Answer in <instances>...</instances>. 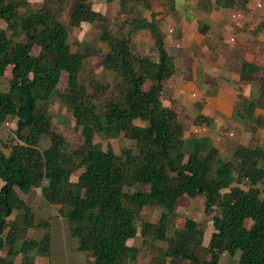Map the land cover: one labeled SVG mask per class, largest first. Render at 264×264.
I'll use <instances>...</instances> for the list:
<instances>
[{"label":"trees","instance_id":"obj_1","mask_svg":"<svg viewBox=\"0 0 264 264\" xmlns=\"http://www.w3.org/2000/svg\"><path fill=\"white\" fill-rule=\"evenodd\" d=\"M118 1L124 11L128 0ZM216 1L223 7L235 3ZM0 20L11 30L7 36L0 25V77L11 67L8 87L0 89V124L9 119L15 124L10 136L0 137V251L7 249L6 255L0 252V264H15L17 254L20 264L48 263L49 233L40 239L25 236L36 224L18 191L28 193L34 187L41 188L46 202L60 206L59 215L77 238L78 250L89 256L87 264H134L140 247L128 241L137 236L135 221L147 206L161 212L156 222L140 225L141 243L167 240L162 255L169 264H218L223 251L237 255L230 264H264V146L238 145L233 162L220 156L210 137L183 136L177 112L163 104V83L176 69L153 11L128 15L123 36L106 29L108 18L89 0H0ZM82 22L103 26L100 39L107 51L102 66L112 86L93 81L89 87L81 80L85 60L96 55L89 46L71 47L69 29ZM141 31L151 34L156 59L132 51L131 37ZM20 34L24 41L17 39ZM63 72L67 86L59 92ZM239 76L241 81H258L256 100L242 101L243 117L254 119L256 107L264 106V69L242 60ZM146 80L151 81L148 89L143 88ZM53 96L81 128L76 143L52 128L48 104ZM194 121L206 124L211 117L198 113ZM121 134L134 141L135 149L126 147L117 154L94 139ZM45 135L49 146L42 150ZM182 196H202L204 212H213L206 258L196 249L202 231L195 219L186 217L181 228L170 226Z\"/></svg>","mask_w":264,"mask_h":264},{"label":"rangeland","instance_id":"obj_2","mask_svg":"<svg viewBox=\"0 0 264 264\" xmlns=\"http://www.w3.org/2000/svg\"><path fill=\"white\" fill-rule=\"evenodd\" d=\"M30 3L40 4L44 0H27ZM94 10L104 14L109 22L106 29L115 36H123L128 31L126 17L129 15L141 14L149 16L153 11L156 16L161 33L163 32L165 46L173 58L176 72L166 80L164 84L163 104L177 112V119L182 124L183 136L191 138L196 136H208L218 149L224 160L233 162V151L238 145L255 147L258 144L264 146V106L256 107L253 114L254 119L243 117L242 101L248 99L256 100L259 91L257 79L241 81L239 70L242 60H255L264 69V37H259L247 42L243 35L238 36L235 41L230 40V33L223 30L224 24L230 25L231 21L218 18L219 21L212 27L211 32L207 31L205 36H200L199 44L194 37L189 36V43L186 38L180 35V27L189 25L198 15V22L203 25V15H225L224 8L216 6V0H128L124 9H121L118 0H89ZM235 4L229 9H236V28L241 32L249 33L256 29H264V0H234ZM148 2V6L146 5ZM212 6L216 8H212ZM258 8L260 15L250 12L247 8ZM24 10L23 5L20 8ZM239 11V12H237ZM232 13V12H231ZM230 15H233L231 14ZM256 26H251L256 20ZM64 19L66 16L63 17ZM231 19V18H229ZM233 20V19H232ZM222 21V23H219ZM0 25L6 30V35L11 30L0 20ZM251 28V29H250ZM103 26L96 23L82 22L79 27L69 29V42L73 50H80L83 47H92L96 55L85 60L81 80L93 87L94 82L103 86H112V77L107 75L102 66V56L107 51L106 42L100 39ZM209 30V29H208ZM255 34H252L254 36ZM256 36V35H255ZM229 38V39H228ZM25 40L24 34L17 38ZM215 40V43L212 41ZM234 44V45H233ZM228 47V48H227ZM232 47H235L233 50ZM131 49L135 54L157 58L154 41L148 31H141L131 37ZM11 75V67L7 66L4 74L0 77V89L6 90ZM89 81V82H88ZM94 81V82H93ZM151 84L146 80L143 85L148 89ZM67 86V74L62 73L57 85L59 92L65 91ZM90 89V88H89ZM222 90L221 92L219 90ZM110 93L106 94L108 98ZM218 94L224 98V107H213ZM101 98L104 94H101ZM222 104V101L219 105ZM52 116V128L76 143L81 138V128L75 125L69 108L57 97L53 96L48 104ZM198 113L208 115L211 121L206 124H196L195 117ZM256 119L258 121H256ZM136 124L145 125V122L136 120ZM13 119L7 120L6 124H0V137L6 138L11 135L14 129ZM95 141L101 144L103 149L111 146L119 154L126 147L135 149L134 141L128 140L121 134L115 138H103L95 136ZM40 149L49 146V138L45 135L40 140ZM187 158V156L185 157ZM81 170L76 171L71 179L76 180ZM33 212L35 226L29 227L26 237L40 239L45 232L50 236V253L47 264H87V253L78 250V240L72 236L68 222L59 215L60 206L46 202L42 196L41 188L34 187L28 193L18 191ZM204 198L197 196L189 198L182 196L178 199L171 217V228H181L186 217L195 219L197 227L202 231L201 243L196 246L200 256L206 258L204 249L212 231V213L206 214L203 210ZM161 209L158 207H143L137 215L135 224L138 234L134 239L128 241L129 245L140 247L137 261L134 264H169V257L164 259V253L169 242L167 240H155L147 245H142L139 233L140 225L145 221L156 222ZM45 224V226H44ZM7 249L0 252L7 254ZM206 252V251H205ZM206 254V253H205ZM18 255V254H17ZM14 257L15 264H20V255ZM43 261L45 259H42ZM45 263L47 261H44ZM237 262V255H230L226 251L220 253L218 264H230ZM41 264V263H40ZM179 264H189L182 261Z\"/></svg>","mask_w":264,"mask_h":264},{"label":"crops","instance_id":"obj_3","mask_svg":"<svg viewBox=\"0 0 264 264\" xmlns=\"http://www.w3.org/2000/svg\"><path fill=\"white\" fill-rule=\"evenodd\" d=\"M215 4H216V6H218V8H224V9H222V11H224L226 14L225 15H208L207 17L205 15H203V18L205 20H203L204 23L201 26H200L199 23H197L198 22V15H195L194 20L189 25L183 24L180 27V31H178V32H180V35H181V37L183 39L186 38V42L187 43H189V38L188 37L192 36V37H194V40L196 41V43L193 45V47L196 46V44L198 45L199 41H200L199 35L200 36H205L207 31L211 32L212 27L219 21L220 18H223L224 20H227L228 22L231 21V23H229L230 25H227L225 27V25L228 24V23H226V24H224V28H223L225 33H230V40L228 42L235 41V39L238 36H241L243 34L246 37L247 42H250L253 39H257L259 37H264V29H262V31H259V30H256V29H252L253 31H247V32H249L247 34L244 31L243 32L239 31V29L236 28V26L238 27V25L235 24V17H234V16H237V15L233 14V12H236V9H229L231 7H223V6L217 5V3H215ZM234 4H233V6H234ZM212 8H216V7L212 6ZM253 8L249 7V8H247V10H250V12H254L256 15H260V12H259L258 8H256V9H253ZM262 8H264V7H262ZM262 11L264 13V9H262ZM237 12H239V11H237ZM230 13L233 14V15H230ZM155 18H156V16H155ZM229 18H231V19H229ZM257 22L258 21H257V17H256V20L252 21L251 26L252 27L256 26L255 23L258 24ZM219 23H222V21H220ZM252 34H255L256 36L255 35L252 36ZM162 35H163V32H162ZM163 37H164V35H163ZM164 42H165V40H164ZM212 42L215 43V40H213ZM165 48H167V46H165ZM232 48H233V50L235 49V47H232ZM249 61H251V60H249ZM253 61H255V60H253ZM175 69H176V67H175ZM219 91L221 92L222 90H219ZM221 101H222V104L219 105L221 103ZM212 103H213V107L222 108V107H224V98L221 97V94H218L217 99H215L214 102H212ZM18 255H20V254H18ZM14 262H15V260H14Z\"/></svg>","mask_w":264,"mask_h":264}]
</instances>
